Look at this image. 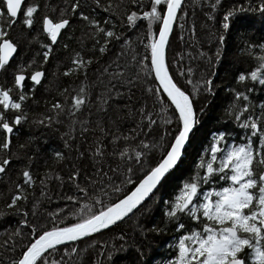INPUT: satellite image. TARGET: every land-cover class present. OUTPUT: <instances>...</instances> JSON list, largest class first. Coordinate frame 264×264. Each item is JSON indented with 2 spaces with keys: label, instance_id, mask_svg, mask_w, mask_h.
I'll list each match as a JSON object with an SVG mask.
<instances>
[{
  "label": "trees",
  "instance_id": "16d2710c",
  "mask_svg": "<svg viewBox=\"0 0 264 264\" xmlns=\"http://www.w3.org/2000/svg\"><path fill=\"white\" fill-rule=\"evenodd\" d=\"M60 1L25 0L19 18L15 21L17 29L32 39L30 60L34 63L31 67H26V77L35 70L43 71L44 75L38 85L26 79L22 89L14 88V93H11L14 100L19 99L21 91L27 97L21 102V111H5L6 120L10 124L16 115H22L25 119L19 125L12 126L9 148L0 149V162L5 157L10 160L5 172L0 175V213H3L0 215V264H13L22 247L31 241L32 235L39 234L53 223L61 226L63 223L74 222L71 213L80 204L89 203L87 197L104 200L101 193L106 192L114 201L116 196L111 191L113 185H123L125 192L130 191L138 181L137 177L141 176V169L149 164L148 161H156L160 157L163 147L167 146L177 130L174 109L161 93L149 70L151 62L146 48V21L138 20L129 27L126 20L128 12L136 11L140 14L142 10H150V0H143V9L139 4H133L132 0H72L68 4V14L62 17L53 16L49 6L46 11L41 9V5L45 3ZM189 1L195 9L202 6L210 9L207 28L211 32L212 43L218 48L212 47L210 56L203 52L205 59L210 61L209 73L198 72L196 80L191 78V59L184 49L186 39V44L192 46L196 42L197 28L185 26ZM261 2L262 0H220L217 4L216 0H184L165 53V63L173 82L190 95L198 124L190 137V147L180 162L176 182L168 176L145 204L147 208L132 214L133 217L138 214L141 219L148 218L147 234L155 241L143 242L140 231L134 228V222L127 221L129 216L101 233L98 236L101 237V242L88 238L55 248L43 254L44 258L40 259L39 264H45V261L47 264H52L53 261L58 264H81L82 258L89 253L92 261L87 264H167V259L174 252L170 245L172 236L176 233L174 224L177 220L167 219L164 212L173 201L176 184L190 181L197 173L196 165L202 158H208L213 134L224 133V143L248 142L250 130L240 127L235 122V116L229 114L233 103L240 108L244 105L242 98H236L237 92L248 97L249 108L247 113L241 114L242 118L246 119L247 115L260 116L264 112V85L251 79L243 82L237 80L241 73L246 74L257 67L258 58L264 55V49L260 47L264 45V13L259 11ZM72 4L80 6L84 11L79 12L78 7L73 11ZM109 4L118 7L105 11ZM33 5L37 7V12L34 13L36 22L31 28H25L22 24L23 11ZM237 7L241 11L234 13L229 29L222 28L220 21L217 23L216 19H221L229 9ZM0 12L4 10L0 9ZM45 14L54 20L66 18L69 21L55 43H51L42 32L40 21ZM83 17H87V20ZM5 21L6 13L0 15V29L7 32L9 26ZM90 22L105 31L112 30L117 38H109V42L105 44L102 33H96ZM152 31L154 35L158 34V24L153 25ZM45 44L50 45V49L43 48L42 45ZM101 45L105 48L103 53L99 50ZM46 50L49 51V58L45 61L43 52ZM213 51L221 53L218 60V55ZM76 53H80L82 58L91 63L83 73L63 75L72 66L71 59ZM141 60L144 61L143 64L140 63ZM209 80L210 84L199 85V82ZM81 82L85 86V102L69 114L71 97L77 94ZM48 83L51 89L44 95L41 88ZM208 88L211 90L208 91ZM200 91L207 93L209 99L196 102L195 95ZM57 102L64 105V111L51 122L36 123L45 115H54L51 105ZM92 117V131L81 136L79 145L71 149L72 146L67 141L74 133H78V125L82 119ZM165 120L169 122L166 123ZM196 131L200 133L196 134ZM4 135L0 130V143L3 142ZM124 136L128 137L127 141L122 139ZM114 137L119 139L113 144ZM255 137L257 136H251V139L254 140ZM97 143L101 146L102 155H94ZM145 143L159 144L161 148L145 150L142 146ZM20 145L24 147L21 148ZM125 147L129 149L125 156L109 155ZM132 149L146 151L139 163ZM56 153H60L59 158ZM29 157H32L31 162ZM25 167L34 177V187L25 186L27 200L20 201L17 205L23 208L26 216L17 213L15 207H5L11 194L16 191L15 183H22L21 172ZM129 169L132 170L133 184L124 183V178L130 175ZM261 170L264 168L259 165L257 175ZM73 172L77 174L74 182L70 179ZM46 173L51 175V179L45 180L42 185L41 176ZM57 175L60 179H56ZM199 175L203 176V169L199 170ZM82 178L84 184L81 187L85 188L87 197L77 188V182ZM70 187L74 190L69 191ZM73 196L77 200L68 199ZM22 219L27 220L28 224L20 225ZM185 220L188 218L184 214L178 217V221ZM29 225L36 228L35 233ZM18 229L21 234L13 235ZM73 248L76 251H72ZM129 257L132 258L128 259Z\"/></svg>",
  "mask_w": 264,
  "mask_h": 264
},
{
  "label": "snow or ice",
  "instance_id": "6c2138e0",
  "mask_svg": "<svg viewBox=\"0 0 264 264\" xmlns=\"http://www.w3.org/2000/svg\"><path fill=\"white\" fill-rule=\"evenodd\" d=\"M216 2L218 4L220 0H216ZM132 3L139 4L141 9L144 7L143 0H132ZM181 3L182 0H150V10H142L140 14L136 11L126 13L129 27H132L138 20L146 21V48L151 62L149 70L154 74L158 87L163 89V95H166L167 100L170 101V106L174 107L177 120V130L174 137L168 141L167 146L163 147L160 157L153 164L146 162L147 166L141 169V176L137 177L138 182L134 184L131 191L125 192L123 185L112 186V194L116 196L114 201L109 198V194L106 192L101 193L104 200L98 197H87L85 188L77 185L78 191L84 194L90 202L80 204L79 208L71 213L74 222L63 223L61 226L53 223L51 227L41 230L39 234L32 235L31 241L22 247L21 253L13 261V264H39L40 259L44 258L42 254H45L47 250H54L57 245L77 241L114 225L132 213L138 205H141L142 201L149 197V194L162 182L166 174L178 164L182 157V150L196 123L190 95L173 82L165 66V44L173 28V22L177 18V10L181 7ZM21 4L22 0H0V9L4 10V12H0V15L6 13L5 22L9 27L19 18L18 11L21 9ZM77 7L76 4L71 5L73 11ZM115 7L118 6L109 4L105 11ZM238 11H241L239 7L229 9L223 17L221 27L229 29L230 19ZM259 11L264 13V0L261 2ZM36 12L37 7L35 5L29 6L23 11L22 24L25 28H31L36 22L34 18ZM83 18L87 20V17ZM68 23L66 18L54 20L45 14L40 21V26L47 39L55 43L58 34L66 28ZM90 23H92L96 33H102L105 44L109 42V38H117L116 33L112 30L105 31L94 22ZM154 24H158V34L155 35L152 31ZM220 39L222 41L223 36ZM42 47L50 49V45L47 44L42 45ZM260 47L264 49V45ZM17 48L18 45L9 38L8 33L0 29V69L5 68L9 63V58L17 51ZM99 50L103 53L105 51L104 46L101 45ZM43 58L45 61L49 58V51L43 52ZM258 59V66L246 74L238 75V81L243 82L246 79H251L264 85V55ZM32 63L34 61H30L28 66H16L13 81L16 89H22L26 79L31 80L33 84L41 82L43 72L40 70L32 71L31 75L27 77L25 75L26 67L31 66ZM89 63H91L90 60H85L80 56V53H76L71 59L72 66L63 75L83 73ZM140 63L143 64L144 61L141 60ZM201 83L210 84V80ZM207 90L210 91L211 89L208 88ZM85 94V86L81 82L79 91L71 97V105L68 106L69 114L81 107L85 102ZM26 98L21 91L19 99L14 100L11 96V89H0V106L4 111L8 109L21 111V102ZM236 98H242L244 105L240 108L233 103L229 108V114L235 116V122L240 127L249 129L251 136H258L259 146H253L251 136L247 143L236 144L224 143V133L213 134L208 158L206 160L201 159L196 165L197 173L191 177L190 181L183 183L178 195L165 209L164 215L167 219L177 220L178 231L185 228L178 221V217L182 214L187 215L192 221L199 222L198 227L192 228L190 231L185 230V234L179 236L175 244L176 255L167 261V264H264V170L259 171L258 175L255 170L257 165L264 168V112L260 116L247 115L244 119L241 114L247 113L249 108L248 97L237 92ZM157 99H159V94H157ZM51 109L54 115H45L42 120H37L36 123L55 120L64 111V105L57 102L51 105ZM23 119H25L24 116L16 115L11 120L10 125L4 119L3 114H0V130L5 134L3 142L0 143V149L7 150L9 148V135L13 133L12 126L19 125ZM165 122L169 121L165 120ZM116 139L119 138L114 137L113 144ZM122 139L127 141L128 137L124 136ZM142 146L145 150L149 148L159 150L161 148L159 144L148 145L145 143ZM20 147L23 148L24 145H20ZM132 151L137 163L142 156L146 155V151H135L134 149ZM128 152L129 149L125 147L119 152L109 153V155L115 154L123 157ZM102 154L101 146L97 143L94 155ZM56 156L59 158L60 153H56ZM28 160L31 162L32 157H29ZM9 163L10 160L7 157L0 162V173L5 172ZM200 169H203L202 177L199 175ZM129 173L130 175L124 178V183L133 184L131 169H129ZM217 174L226 186L201 191V181L208 183ZM21 176L22 183H15L16 191L11 194L10 201L5 207L8 209L15 207L17 213H23L26 216L27 213L23 212V208L17 205L18 202L27 200L25 186L27 188L34 187V177L27 167L22 170ZM76 178L77 174L73 172L70 179L74 182ZM47 179H51V175L47 173L42 175L41 184L43 185ZM56 179H60V177L57 175ZM41 195H44L43 188ZM68 199L77 200V197H68ZM197 200L199 201L198 204L196 203ZM165 203L168 204V202ZM201 217H203L202 221ZM25 224H28V221L22 219L20 225ZM29 227L32 226L29 225ZM153 231L159 230L153 229ZM32 232H36L35 227H32ZM20 234L18 229L13 235ZM72 251H76V249L73 248ZM111 255L110 253V258ZM52 264H58V262L53 261Z\"/></svg>",
  "mask_w": 264,
  "mask_h": 264
},
{
  "label": "rangeland",
  "instance_id": "374dc122",
  "mask_svg": "<svg viewBox=\"0 0 264 264\" xmlns=\"http://www.w3.org/2000/svg\"><path fill=\"white\" fill-rule=\"evenodd\" d=\"M71 1L72 0H61L60 1L61 2L60 5H59L60 2L59 3L52 2L50 4L45 3L44 5H41V9L46 11L47 10V6H49L50 7V11L53 12V16L54 15H59V17H62V16H65V15L68 14V4ZM193 7H194V5L191 4V1H189L188 9H187L188 13H187L186 20H185V26H186V28H189V26L197 28L196 42L192 46V44H189V43L186 44V41L188 42V39H186L185 44H184V49H185V52H186L187 56L190 57V59H191L190 60V62H191L190 71L192 73V77L191 78H195V80H196V75H197L198 72L204 71L205 73H209L208 72V68H209V63L208 62H210V61L205 59V54L203 52H205L207 55L210 56L211 55V53H210L211 52V48L212 47H216V46H215V43H212V41H211V38H212L211 37V32L207 28L208 27V22H210L209 21V19H210V9L206 8L205 6L199 7L197 9H195ZM78 8H79L78 9L79 12H83L84 11L80 6ZM182 9H183V6H182L181 10ZM181 10H180V12H181ZM180 12H179V14H180ZM216 20H217V23L220 21V25H221L223 17L221 19L217 18ZM7 33H8L9 38L14 43H16L18 45V51H17L18 55H16L17 57L13 61L11 66L9 68H7L3 74H1L0 83H1L2 87H4V85H6L8 83L9 77H11L12 74L15 73L17 65H23V66L27 65L28 66L29 62L31 61L30 60V53H31V42H32V39L30 37L29 38L26 37L24 35V32H21L20 30H18L17 27H16V23L15 22L13 23V25L10 28L9 27L7 28ZM83 36H86V35H83ZM220 52H222V49L220 50ZM220 52L219 51H213V53L217 54L218 56H220V54H221ZM217 60L214 59V61H217ZM199 85H202V83L199 82ZM11 86H9L8 89H11V93H14V88H12ZM50 89H51V85L48 83V85L45 84V85L42 86L41 91H43L44 92L43 94L46 95V94H48ZM206 94L207 93H205L204 91H200L199 93H197L195 95L196 102H201V101H204V100H208L209 98L207 99V95ZM210 99H211V97H210ZM5 116H6V114H5ZM5 119H6V117H5ZM93 123H94V118L93 117H92V119H88V120L82 119L81 124L78 125V129H77L78 133H74V135H72L71 137L68 136L70 138H69V141H67V142H69L71 144V146H72L71 149H74V147L76 145H79V141H80L79 138L81 136L86 135L88 133V131H92V128H93L92 124ZM197 123H198V120H197ZM199 133H200V131H198V133H196V134H199ZM252 141L254 142V140H252ZM1 157H2V155H0V159H1ZM154 162H155V159H153L151 161H148L149 164H153ZM79 180L80 181L77 182V184L81 187L84 184V179L82 178V179H79ZM221 187H223V185ZM73 190H74L73 187H70L69 191H73ZM61 199L64 200L63 198H61ZM145 204L142 205L138 210H143L144 208H147V207H145L147 204L146 205ZM127 221L128 222L129 221L134 222V224H133L134 228L136 230L140 231L141 237H143V240H142L143 242L149 243L151 241H155L154 239H150L148 234H147V232H148V227H147L148 223L147 222L149 221L147 217L141 219V218H139V215L136 214L134 217H133V215L130 216ZM140 221H142V222L140 223ZM138 223L140 225H138ZM100 235L101 234H99V235H97L95 237H92L94 239H92V238H90V239H92V241H100L101 242L102 241L101 237L98 238V236H100ZM178 238H177V241H178ZM172 242H173V248H174V241H172ZM157 244L158 243H156L155 246H157ZM76 249H77V247H76ZM175 250H176V248L174 249V251ZM124 252H126V251H124ZM131 258L132 257H129L128 259H131ZM172 258H173V256L168 258L167 260L170 261ZM91 261H92V258H91V255L89 253V254L85 255L82 258L81 264H87L88 262H91Z\"/></svg>",
  "mask_w": 264,
  "mask_h": 264
},
{
  "label": "flooded vegetation",
  "instance_id": "af4514ba",
  "mask_svg": "<svg viewBox=\"0 0 264 264\" xmlns=\"http://www.w3.org/2000/svg\"><path fill=\"white\" fill-rule=\"evenodd\" d=\"M61 33V32H60ZM51 42V41H50ZM11 65L7 66L5 68V70L7 68H9ZM4 69V68H3ZM2 69V72L1 74H3L5 72V70L3 71ZM1 74H0V77H1ZM14 74H12L11 77H9V80H8V83L6 85H4V87H2L1 83H0V89H8L9 86H11L12 88H15L14 87ZM0 114H3L4 116V119H5V111L3 110L2 106H0ZM11 125V124H10ZM2 131V130H1ZM195 131V130H194ZM3 132V131H2ZM196 133H198V131H196ZM253 146L254 147H257L259 146V139H258V136L254 138V142H253ZM258 167L259 165L256 166V171L258 170ZM179 171H180V167H176V169L170 174V178L176 182L177 180V177H178V174H179ZM183 183L182 184H176V189L174 191V194H173V197L172 199H174V197L176 195H178L179 193V189L182 187ZM223 185L226 186L225 182L224 181H221L219 179V174H217L214 178H212L210 180V182L208 183H204L203 181H201V186H200V190L203 191V190H208V189H214V188H219ZM177 186H178V189H177ZM196 203L198 204L199 201L197 200ZM186 217L188 218V220H185V221H179L180 224H183L185 226V228L183 230H177V222H175L174 224V231H176V233L172 236V241H174V249H175V243L177 241V238L180 236V235H183L185 234V230H188L190 231L192 228H195V227H198V224L199 222L198 221H192L187 215ZM203 220V217H201V221ZM171 241V247H173V242ZM176 255V250L173 252V257Z\"/></svg>",
  "mask_w": 264,
  "mask_h": 264
},
{
  "label": "water",
  "instance_id": "95a60500",
  "mask_svg": "<svg viewBox=\"0 0 264 264\" xmlns=\"http://www.w3.org/2000/svg\"><path fill=\"white\" fill-rule=\"evenodd\" d=\"M24 1H25V0H22L21 7H22ZM183 3H184V0H182L181 7L177 10V18H178L179 12H180V10H181V8H182V6H183ZM20 10H21V9H20ZM20 10L18 11V15H19V13H20ZM177 18H176V19H177ZM176 19H175L174 22H173V28H172V30L170 31V33H169V38H168V40L166 41V44H165V53H166V50H167V47H168V44H169V40H170L171 34H172L173 29H174V27H175ZM61 31H62V30H61ZM58 36H59V34H58ZM51 43H53V42H51ZM17 51H18V48H17ZM17 51H16L15 53H13V56H12V57L9 58V63H8L6 66H9V65H11V64L13 63V61H14L15 58H16ZM165 66H166V63H165ZM40 71H41V70H40ZM1 72H2V69H0V74H1ZM42 72H43V71H42ZM25 75H26V74H25ZM30 75H31V74H30ZM43 75H44V72H43ZM153 77H154V74H153ZM42 78H43V76H42ZM42 78H41V80H42ZM154 79H155V77H154ZM30 81H31V80H30ZM155 81H156V80H155ZM156 83H157V85H158V82H157V81H156ZM35 85H38V84H35ZM159 89H160L161 93L163 94V89H162V88H159ZM164 96L166 97V95H164ZM166 98H167V97H166ZM169 103H170V101H169ZM172 108L174 109V107H172ZM194 113H195V117H196V123H195V125H194L193 130H192L191 133H190L189 139H188V141L186 142L185 147H184L183 150H182V157H181V159L178 161V164H177L176 166H174L173 169H171V170L169 171L168 174H166V177H165V178L162 180V182L157 186V188H155V189L153 190V192L149 194V197H146L145 200L142 201L141 205H138L137 208L134 209L132 213L128 214V216H126V217L123 218L122 220L127 219L129 216H131L133 213H135V212H136V211H137L142 205H144V204H145V203H146V202H147V201H148V200L154 195V193H155V192L161 187V185H162V183L164 182V180H165L168 176H170V174L176 169V167H178V166L180 165V162H181V160L183 159L186 150L190 147V137H191L193 131L195 130V127H196L197 124H198V123H197V116H196V112H195V110H194ZM9 138H10V135H9ZM0 175H1V173H0ZM137 182H138V181H137ZM133 187H134V186H133ZM130 191H131V190H130ZM122 220L117 221L114 225L118 224V223L121 222ZM114 225H110V226H109L108 228H106V229H102V230H100V231L97 232V233H93V234H91L90 236H86V237L80 238V239L77 240V241H74V242H66L65 244L57 245L55 248L65 247V246H68V245H71V244H75V243H77V242H79V241H82V240H85V239H88V238L95 237V236H97V235L103 233V232L106 231L107 229L111 228V227L114 226ZM48 251H50V250H47L46 252H48ZM42 255H43V254H42Z\"/></svg>",
  "mask_w": 264,
  "mask_h": 264
}]
</instances>
